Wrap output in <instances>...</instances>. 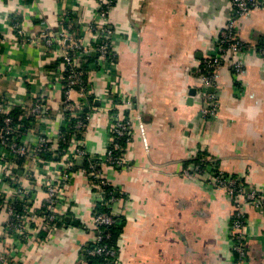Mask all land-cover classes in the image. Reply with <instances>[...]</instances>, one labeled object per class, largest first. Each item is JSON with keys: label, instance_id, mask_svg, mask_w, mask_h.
I'll return each instance as SVG.
<instances>
[{"label": "crops", "instance_id": "1", "mask_svg": "<svg viewBox=\"0 0 264 264\" xmlns=\"http://www.w3.org/2000/svg\"><path fill=\"white\" fill-rule=\"evenodd\" d=\"M97 4L0 0V35L5 38L0 42V100L15 113L21 110L17 117L25 114L23 106L40 97L52 111L48 131L61 128L64 119L58 113L64 92L56 77L61 58L46 53L36 37L42 21L56 29L60 15L68 11L81 20L69 25L71 34L83 37V25ZM232 8L231 0H118L112 11L118 55L115 83L141 107L149 146L147 151L138 133L128 144L130 169L103 166L106 179L125 195L115 208L123 222L118 264H234L230 196L206 179L182 174L193 156H211L228 173L264 190V58L257 52L264 43V1L237 25L238 37L250 44L234 54L244 62V71L220 70L212 89L218 112L211 117L201 114L200 71L204 59L216 53ZM14 14L23 19L29 40L12 32ZM93 72V91L99 98L116 75ZM36 129L25 133L27 143L35 142ZM81 136V144L101 156L108 138L107 116L95 114ZM23 159L15 172L27 186L35 185L33 208L38 210L46 200L43 184L54 173L55 161L32 167L30 159ZM3 179L0 171L2 187L10 193ZM92 195L85 174L78 171L65 189L71 203L65 213L75 217V225L66 216L68 222L55 230L38 227L28 242L6 234L9 214L0 209V251L14 249L18 264H76L94 237L90 224L82 227L91 223ZM246 212V264H264V212L252 205H246Z\"/></svg>", "mask_w": 264, "mask_h": 264}, {"label": "built area", "instance_id": "2", "mask_svg": "<svg viewBox=\"0 0 264 264\" xmlns=\"http://www.w3.org/2000/svg\"><path fill=\"white\" fill-rule=\"evenodd\" d=\"M263 1L231 0L232 13L217 40V51L204 59L200 71L203 117H211L218 112L219 102L216 92L212 90L216 87L218 72L224 68H229L236 74L244 71V62L234 57V54L248 48L250 44L238 37L237 25L241 18L262 5ZM117 2L118 0H98L93 16L83 25V37L71 34L69 25H73V22L81 24L80 19L74 20L71 11L60 15L56 29L42 21L43 29L39 37H36L37 42L43 43L44 50L51 57L61 58V66L56 74L63 84L64 92L58 113L64 119L61 128L54 132L48 131V124L53 116L50 105L43 98L37 97L29 106H23L27 116L23 114L20 118L14 117L10 104L0 100V171L4 175L3 180L11 187V192L8 193L0 180V209H6L9 214L4 230L6 234L15 233L20 240L28 242L33 239L38 227L55 230L68 222L66 216L75 225V217L66 214L71 203L65 199V189L73 184L78 171H82L93 194L91 223L87 221L82 227L88 228L90 224L94 237L91 241L93 246H86L85 253L76 264H88V255H104L107 257L106 264H118V247L105 242L111 236L106 228L116 223L119 213L115 208L124 200L125 195L106 179L103 166L130 169L133 163L127 152L128 144L134 141L138 133L145 149L148 151L149 148L141 107L122 91L119 83H115L118 55L111 14ZM22 20L19 15L14 14L11 16L10 27L18 37L29 40ZM2 39L5 38L0 35V42ZM257 52L264 58V43L257 47ZM92 55L95 56L94 59H91ZM94 69L101 70L106 75H116L107 88L106 95L99 98L93 91ZM73 93L79 94V98L74 97ZM101 113L108 118V138L104 153L98 156L81 144L80 133L84 132L95 114ZM32 127L37 128L34 131L35 142L29 144L24 137ZM62 144L65 146L62 147ZM45 153L52 154L53 158L46 157ZM24 157L31 160L32 167L55 161L54 173L43 184L46 200L38 210L33 208L35 185L33 188L27 186L15 172L18 160ZM85 159L91 161L90 164L76 168L77 163ZM25 174L27 175V171ZM182 174L206 179L216 189L228 193L234 205L230 224L232 248L236 253L234 264H246V205L264 212V190L250 186L228 173L211 156H193L182 168ZM111 186L113 187L109 189ZM14 203L22 204L23 209L17 210ZM98 205H104L109 210L98 212ZM15 255L14 249H2L0 264H18L15 262Z\"/></svg>", "mask_w": 264, "mask_h": 264}, {"label": "trees", "instance_id": "3", "mask_svg": "<svg viewBox=\"0 0 264 264\" xmlns=\"http://www.w3.org/2000/svg\"><path fill=\"white\" fill-rule=\"evenodd\" d=\"M95 56L92 55L91 56V59H94ZM13 112V115L14 117L17 118V116L22 112L21 110L19 111H16V113L14 111ZM28 126V125H27ZM82 135V133H80V136ZM65 146V144H62V147ZM45 156L48 157V158H53L52 157V154H49V153H45ZM18 162L23 165L24 163V159L23 158H20L18 160ZM82 163L79 165V163H77L76 165V168H83V167H87L91 161H88V160H82L81 161ZM113 186L109 187V189H111ZM1 201V200H0ZM16 205V209L17 210H22L23 209V205L20 204V203H14ZM109 210L106 206L104 205H98L97 206V211L100 212V211H107ZM111 210V209H110ZM120 219V217L118 216L117 219H116V223L108 228H106V230L108 231V233L111 234L110 238L107 239L105 242H108L110 243L111 245L113 246H117V242H118V239L122 233V224L123 222H119L118 220ZM76 223V222H75ZM93 246V243L90 242L88 245H87V248H90ZM87 259H88V264H106L107 263V257L104 256V255H100V256H91V255H88L87 256Z\"/></svg>", "mask_w": 264, "mask_h": 264}, {"label": "water", "instance_id": "4", "mask_svg": "<svg viewBox=\"0 0 264 264\" xmlns=\"http://www.w3.org/2000/svg\"><path fill=\"white\" fill-rule=\"evenodd\" d=\"M82 161V160H81ZM81 161H79V163H81Z\"/></svg>", "mask_w": 264, "mask_h": 264}]
</instances>
